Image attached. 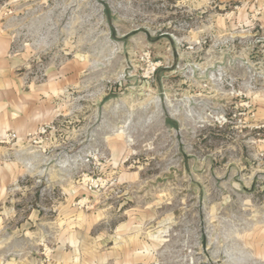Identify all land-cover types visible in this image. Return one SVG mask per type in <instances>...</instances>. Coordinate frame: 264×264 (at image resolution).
Masks as SVG:
<instances>
[{
	"label": "rangeland",
	"instance_id": "obj_1",
	"mask_svg": "<svg viewBox=\"0 0 264 264\" xmlns=\"http://www.w3.org/2000/svg\"><path fill=\"white\" fill-rule=\"evenodd\" d=\"M0 38L40 115L0 264H264V0H0Z\"/></svg>",
	"mask_w": 264,
	"mask_h": 264
},
{
	"label": "crops",
	"instance_id": "obj_2",
	"mask_svg": "<svg viewBox=\"0 0 264 264\" xmlns=\"http://www.w3.org/2000/svg\"><path fill=\"white\" fill-rule=\"evenodd\" d=\"M5 46V41L0 38V139L8 130H23L29 117L30 120L40 117L37 111L27 115L25 113L26 96L20 97L19 94H15L14 82L8 75V62L3 54Z\"/></svg>",
	"mask_w": 264,
	"mask_h": 264
}]
</instances>
